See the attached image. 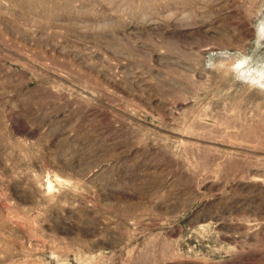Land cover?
I'll return each mask as SVG.
<instances>
[{
    "label": "rangeland",
    "instance_id": "obj_1",
    "mask_svg": "<svg viewBox=\"0 0 264 264\" xmlns=\"http://www.w3.org/2000/svg\"><path fill=\"white\" fill-rule=\"evenodd\" d=\"M0 264H264V0H0Z\"/></svg>",
    "mask_w": 264,
    "mask_h": 264
},
{
    "label": "bare ground",
    "instance_id": "obj_2",
    "mask_svg": "<svg viewBox=\"0 0 264 264\" xmlns=\"http://www.w3.org/2000/svg\"><path fill=\"white\" fill-rule=\"evenodd\" d=\"M70 7V6H69ZM71 7H73V6H71ZM68 8V7H67ZM69 11V10H68ZM70 11H72V10H70ZM92 11V10H91ZM30 14V13H29ZM70 16V20H73V19H77V18H79V16H84V15H79V16H77V14H73L72 12H70V14H69ZM105 15V14H104ZM34 17V16H33ZM51 17H53V16H51ZM50 17V18H51ZM83 18V17H82ZM88 18H90L91 20H92V18L91 17H88ZM91 20H89V21H91ZM91 22H94V23H98V22H95V21H91ZM70 23V22H69ZM94 23H91L92 25H94ZM77 23H75V21L72 23V25H76ZM104 24V23H103ZM71 25V26H72ZM105 25V24H104ZM100 37V36H99ZM63 38V37H62ZM66 39V38H65ZM83 42V41H82ZM81 43V42H80ZM79 45V44H78ZM121 48V47H120ZM223 77V76H222ZM252 128V127H251ZM49 186H51L50 184H49Z\"/></svg>",
    "mask_w": 264,
    "mask_h": 264
}]
</instances>
